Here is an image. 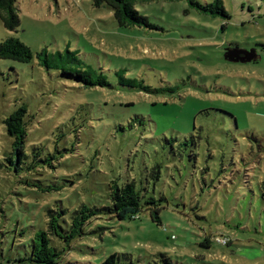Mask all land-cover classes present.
Masks as SVG:
<instances>
[{
    "label": "rangeland",
    "instance_id": "obj_1",
    "mask_svg": "<svg viewBox=\"0 0 264 264\" xmlns=\"http://www.w3.org/2000/svg\"><path fill=\"white\" fill-rule=\"evenodd\" d=\"M222 2L229 18L187 0L137 3L147 28L121 26L91 0H16L20 24L0 19V41L19 38L33 58H0V260L30 252L49 210L67 230L84 204L100 211L70 247L49 235L63 251L56 264L112 252L121 264H264V0ZM235 45L256 58H224ZM42 48L56 60L74 51L109 84L41 65ZM118 69L146 89L121 85ZM22 104L26 158L14 171L4 119ZM129 179L142 200L162 197L161 224L145 209L133 219L101 210L108 184Z\"/></svg>",
    "mask_w": 264,
    "mask_h": 264
},
{
    "label": "trees",
    "instance_id": "obj_2",
    "mask_svg": "<svg viewBox=\"0 0 264 264\" xmlns=\"http://www.w3.org/2000/svg\"><path fill=\"white\" fill-rule=\"evenodd\" d=\"M95 7L105 6L113 11V16L117 23L121 26H143L154 28L155 25L150 22L148 17L142 14L137 8V3H148L153 0H91ZM189 5L199 12L209 13L212 15L219 14L225 18H229L227 10L224 7L222 0H213L212 2L202 4L198 0H187ZM0 19L4 27L8 30H16L20 24V19L16 7V0H0ZM238 48L236 45L227 49ZM42 48L37 55H43L40 59V64L46 67L53 66L61 70V74L73 78L80 82L84 87L105 86L108 81L105 75L96 70L90 64L85 63L74 51L66 49L64 54L57 51V55L61 56L59 60L45 52ZM225 52V51H224ZM224 55V54H223ZM0 58L12 59L21 62H29L33 58V52L28 45L22 42L15 36H8L0 41ZM67 64L68 66H66ZM118 82L121 85L129 87H146L137 82L135 78L125 76L124 69H118L116 72ZM27 113L24 104L19 105L11 111L4 119V124L7 133L12 137L11 150L8 152L6 160L8 164L16 171L22 165L26 158L24 149L27 124L25 115ZM160 164L154 165L148 170L147 177L157 180L160 177ZM149 183V182H148ZM29 184V183H27ZM35 186V184H32ZM42 190H50L51 187L42 188ZM108 204L101 208L105 213L116 217L117 219L137 218L142 210H147L150 218L161 224L160 218V203L159 199L153 196L141 198V193L137 188V183L134 179H129L123 183H118L112 180L107 188ZM100 211V208L88 207L82 205L73 215L69 228L64 229L59 221L57 212L49 210L48 229L37 231L32 237L31 250L22 257L8 260H0V264H56L61 258L63 251L51 246L49 235H56L62 239L68 247L71 241L84 233L86 222ZM62 209L58 213H64ZM120 255L118 252H112L107 255L98 264H121L119 261Z\"/></svg>",
    "mask_w": 264,
    "mask_h": 264
},
{
    "label": "water",
    "instance_id": "obj_3",
    "mask_svg": "<svg viewBox=\"0 0 264 264\" xmlns=\"http://www.w3.org/2000/svg\"><path fill=\"white\" fill-rule=\"evenodd\" d=\"M224 58L232 61H251L256 58V54L252 49H225Z\"/></svg>",
    "mask_w": 264,
    "mask_h": 264
},
{
    "label": "built area",
    "instance_id": "obj_4",
    "mask_svg": "<svg viewBox=\"0 0 264 264\" xmlns=\"http://www.w3.org/2000/svg\"><path fill=\"white\" fill-rule=\"evenodd\" d=\"M218 241L225 243V239H223V240L218 239Z\"/></svg>",
    "mask_w": 264,
    "mask_h": 264
}]
</instances>
